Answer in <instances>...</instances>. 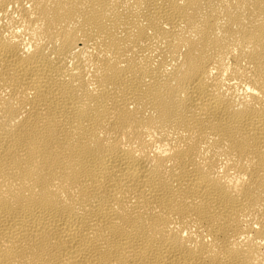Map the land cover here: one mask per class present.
I'll return each instance as SVG.
<instances>
[{
  "label": "bare ground",
  "instance_id": "obj_1",
  "mask_svg": "<svg viewBox=\"0 0 264 264\" xmlns=\"http://www.w3.org/2000/svg\"><path fill=\"white\" fill-rule=\"evenodd\" d=\"M0 264H264V0H0Z\"/></svg>",
  "mask_w": 264,
  "mask_h": 264
}]
</instances>
